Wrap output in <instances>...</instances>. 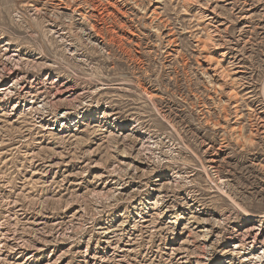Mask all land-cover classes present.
<instances>
[{
  "label": "rangeland",
  "instance_id": "rangeland-1",
  "mask_svg": "<svg viewBox=\"0 0 264 264\" xmlns=\"http://www.w3.org/2000/svg\"><path fill=\"white\" fill-rule=\"evenodd\" d=\"M0 70V264H256L264 0H0Z\"/></svg>",
  "mask_w": 264,
  "mask_h": 264
},
{
  "label": "bare ground",
  "instance_id": "bare-ground-1",
  "mask_svg": "<svg viewBox=\"0 0 264 264\" xmlns=\"http://www.w3.org/2000/svg\"><path fill=\"white\" fill-rule=\"evenodd\" d=\"M49 1L50 2H56L59 0H49ZM89 3H90V1H89ZM91 5H92V12L89 13V16L94 17L93 19L95 22L94 24L91 25V28L94 32L97 33L98 36H100L103 39H106L108 34L111 33V30H110L111 28L110 29L109 28L103 29L102 26L100 27L98 24L99 23L103 24L106 22L105 21L106 18L113 17L115 15L114 10H115L116 6L110 2H108V4H103L101 2H98V4L93 3ZM113 8H114V10H113ZM83 16L87 17L86 15H83ZM3 70H4V67H3ZM10 71L9 72L6 71L7 73H10V76H7V75H5V73H6L5 71L0 70V82H2V80H5V78L10 77L12 82L14 83L13 86L12 85H10V86L4 85L0 89V93H3L5 95V99L7 97H9L11 95V93H13L12 91L16 86L18 87V86H20V84H22L21 82L23 80L20 73L15 72V71H13V72H10ZM26 95H29V93H27ZM73 95L74 94H71L70 96H68V94H67L68 97H65V92L64 93L58 92L53 96L54 97L53 101L57 102L58 100L60 101L61 99H62V101L64 99H65V101H67L68 99L70 101V98L73 97ZM50 104H54V103H50ZM67 110L63 109L61 112L62 115L67 116L68 115ZM133 130H134V128H133ZM135 132H139V131H135ZM256 231H258V232L256 233ZM235 240H236L235 248L245 250L246 254H249V255H258L256 258L257 259L256 264H264V234H263V230L261 231L260 229L249 228L245 231L244 234H238L237 237L235 238ZM259 246H261L262 251L258 252L256 254H251L255 250V248H257Z\"/></svg>",
  "mask_w": 264,
  "mask_h": 264
}]
</instances>
